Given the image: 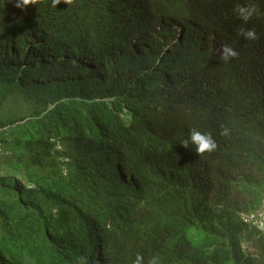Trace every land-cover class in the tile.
Returning a JSON list of instances; mask_svg holds the SVG:
<instances>
[{
  "label": "trees",
  "instance_id": "1",
  "mask_svg": "<svg viewBox=\"0 0 264 264\" xmlns=\"http://www.w3.org/2000/svg\"><path fill=\"white\" fill-rule=\"evenodd\" d=\"M262 212L264 0H0V264H264Z\"/></svg>",
  "mask_w": 264,
  "mask_h": 264
},
{
  "label": "clouds",
  "instance_id": "2",
  "mask_svg": "<svg viewBox=\"0 0 264 264\" xmlns=\"http://www.w3.org/2000/svg\"><path fill=\"white\" fill-rule=\"evenodd\" d=\"M55 2H59V0H55ZM29 3V0H23V4L27 5ZM20 4H17V7H19ZM243 9H241V13L243 14ZM250 15V13H249ZM244 19L247 20L248 16L245 15ZM245 39L249 40H254L256 39V34L252 30H248L246 32L241 33ZM211 38L215 41L214 44H211L209 47L215 49V54L216 56L222 55V59L227 61L230 58H233L237 55V53L232 49V46L230 44H222L221 42L218 41V38L215 34H209V33H204V39ZM217 40V42H216ZM214 45V46H213ZM189 143H191V146L193 147L194 151L197 154H207L210 153L213 149L216 148V144L211 136L210 133H202L199 130L192 129L189 135V139L183 141V146L185 148H188ZM196 168L198 171L203 172L202 168L200 166H193ZM263 213V212H262ZM260 214V216H264ZM262 228V224L259 225ZM99 252H98V258H97V264H111L112 259H110V252L108 253V250L105 249L104 246L100 245L99 246ZM141 257L137 256L136 261L134 264H141ZM150 264H155V260L153 259L150 261Z\"/></svg>",
  "mask_w": 264,
  "mask_h": 264
},
{
  "label": "rangeland",
  "instance_id": "3",
  "mask_svg": "<svg viewBox=\"0 0 264 264\" xmlns=\"http://www.w3.org/2000/svg\"><path fill=\"white\" fill-rule=\"evenodd\" d=\"M262 215H264V212L262 213Z\"/></svg>",
  "mask_w": 264,
  "mask_h": 264
}]
</instances>
